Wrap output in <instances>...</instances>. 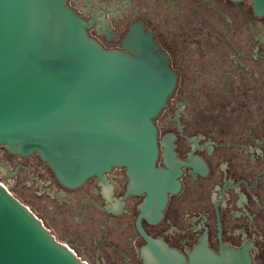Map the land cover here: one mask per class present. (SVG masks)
<instances>
[{"label":"flooded vegetation","instance_id":"obj_1","mask_svg":"<svg viewBox=\"0 0 264 264\" xmlns=\"http://www.w3.org/2000/svg\"><path fill=\"white\" fill-rule=\"evenodd\" d=\"M65 2L107 51L131 54L123 45L143 23L174 74L167 104L153 119L155 167L167 169L164 141L173 136L182 162L202 159L205 172L181 168L161 217H140L144 234L185 257L209 236L217 254L251 244L256 264H264V17L253 2ZM0 179L11 188L20 180L34 187L51 221L27 207L86 264H145L141 250L149 245L136 219L146 192L132 194L126 167H111L104 176L114 183L122 214L107 211L98 175L67 187L36 152L20 155L0 146Z\"/></svg>","mask_w":264,"mask_h":264},{"label":"water","instance_id":"obj_2","mask_svg":"<svg viewBox=\"0 0 264 264\" xmlns=\"http://www.w3.org/2000/svg\"><path fill=\"white\" fill-rule=\"evenodd\" d=\"M264 17V0H251ZM92 23V22H91ZM91 25V24H90ZM65 0H0V146L14 154L36 152L67 187L98 175L107 211L121 213L111 167H126L133 195L145 193L136 226L148 245L145 264H256L251 244L217 254L210 236L183 256L146 236L167 208L182 167L202 176V159L186 163L164 141L167 169L158 170L153 119L167 104L174 74L156 36L135 24L123 45L131 54L102 49L90 27ZM0 264H86L0 180Z\"/></svg>","mask_w":264,"mask_h":264},{"label":"rangeland","instance_id":"obj_3","mask_svg":"<svg viewBox=\"0 0 264 264\" xmlns=\"http://www.w3.org/2000/svg\"><path fill=\"white\" fill-rule=\"evenodd\" d=\"M1 180V179H0ZM2 181V180H1ZM9 190L14 194L21 202L30 207V209L36 214L40 213V215L44 216L48 221L50 219V213L45 208L43 209L41 203L39 202V198L34 192L35 188H27L23 180H20L18 183L14 185V187H9Z\"/></svg>","mask_w":264,"mask_h":264},{"label":"built area","instance_id":"obj_4","mask_svg":"<svg viewBox=\"0 0 264 264\" xmlns=\"http://www.w3.org/2000/svg\"><path fill=\"white\" fill-rule=\"evenodd\" d=\"M72 250V249H71Z\"/></svg>","mask_w":264,"mask_h":264}]
</instances>
